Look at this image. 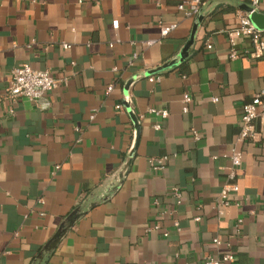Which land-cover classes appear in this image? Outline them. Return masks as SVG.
I'll return each instance as SVG.
<instances>
[{
  "label": "crops",
  "instance_id": "crops-1",
  "mask_svg": "<svg viewBox=\"0 0 264 264\" xmlns=\"http://www.w3.org/2000/svg\"><path fill=\"white\" fill-rule=\"evenodd\" d=\"M183 1L0 0V96L22 64L59 81L35 100H0V264H31L74 208L107 193L135 139L128 109L138 134L127 172L46 264H201L229 252L221 264H264V118L229 177L242 107L264 90V51L252 56L240 38L230 57L228 31L251 1L202 0L199 16L178 11ZM172 60L154 81L144 76Z\"/></svg>",
  "mask_w": 264,
  "mask_h": 264
},
{
  "label": "built area",
  "instance_id": "built-area-1",
  "mask_svg": "<svg viewBox=\"0 0 264 264\" xmlns=\"http://www.w3.org/2000/svg\"><path fill=\"white\" fill-rule=\"evenodd\" d=\"M251 7L258 8L259 5L264 2V0H250ZM202 0H185L177 5L178 11H182L186 16H195L199 12V8ZM116 26V22L113 23ZM175 24L163 26L160 29L161 35L166 36L171 30L175 28ZM228 38L230 45L232 47L230 57H235L237 51L234 49L237 45L236 41L240 38H246L251 42L253 51L251 53L254 57H259L264 51V30H259L255 28L247 18V14L239 20L238 26L230 31H228ZM64 48H67L68 45H63ZM209 48L210 46L207 45ZM155 77L149 76V81H154ZM58 80L54 78L48 71L45 70H35L30 67L28 64H22L14 69L10 73V82L9 85L5 88L4 93L0 96V100L8 99L10 101H17L20 98H27L30 100H35L43 97L46 93L51 91L58 84ZM110 89V87H108ZM215 100V99H214ZM191 102V97L188 93H184L182 96V111H187V106ZM121 106L118 105L117 109H120ZM150 113L157 114L161 117L167 116L166 110H156L149 109ZM93 118V114L89 117ZM264 118V90L261 91L254 99L253 102H249L243 105L242 112L239 117V131L234 145L229 151V160L231 162L232 168L229 174V177L234 176V171L241 165L243 159V151L240 149L239 145L246 142L252 141L257 136V130L255 128L254 122L257 119ZM155 129H159L160 125H154ZM77 129V128H76ZM192 134L195 138L198 137L195 131H192ZM167 157H160L156 159H150V165L153 169H161L166 162ZM237 185L229 184L223 187L219 193L218 200L215 204L216 214L220 216L223 213V208L230 205V200L228 198L229 193L237 191ZM173 195L176 198V202H180V193L178 189H175ZM195 221H198L199 218H194ZM238 223L241 222L239 219ZM158 225H154L151 229H158ZM215 244H219L218 239H214ZM234 258L232 253H225L219 258L212 256H204L201 264H221L225 261H232Z\"/></svg>",
  "mask_w": 264,
  "mask_h": 264
},
{
  "label": "water",
  "instance_id": "water-1",
  "mask_svg": "<svg viewBox=\"0 0 264 264\" xmlns=\"http://www.w3.org/2000/svg\"><path fill=\"white\" fill-rule=\"evenodd\" d=\"M245 11L247 14V18L250 21V23L259 30H264V13H261L257 8H253L251 6L245 7ZM199 12L197 13V15ZM199 16V15H198ZM197 16V18H199ZM196 26L193 27L191 35L188 39V41L185 43L184 47L182 48V51L179 55V59L182 60L186 57L187 51L190 47V45L193 42L194 32H195ZM176 63V60L169 61L168 63L163 64L160 67H157L155 69L146 71L144 73V76L148 77L151 75L158 74L162 72L163 70L173 67ZM136 79V77H134ZM130 79L127 81V84H130L132 80ZM125 106L127 107V103H125ZM128 109V108H127ZM128 112L130 114V117L134 124V130H135V139L133 141V145L131 146L127 159L122 164L119 171L113 176L112 183L109 186V189L107 193H103L101 197L98 199H95L93 201H86L82 205L74 208L59 224L56 231L53 233V235L46 241V243L40 248L34 259L32 260L31 264H46L47 260L55 250V248L58 246L61 239L65 236V234L68 232V230L74 225L76 221H78L90 208L95 206L99 201L105 200L108 198V196L114 192V190L118 187V185L121 183L125 173L128 170L132 154L136 145L137 140V134H138V120L136 116L128 109Z\"/></svg>",
  "mask_w": 264,
  "mask_h": 264
}]
</instances>
